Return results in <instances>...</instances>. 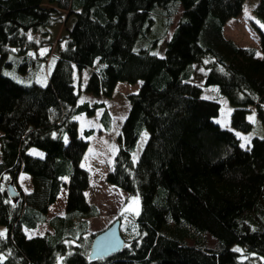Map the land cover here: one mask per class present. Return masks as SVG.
Here are the masks:
<instances>
[{"label":"trees","instance_id":"obj_1","mask_svg":"<svg viewBox=\"0 0 264 264\" xmlns=\"http://www.w3.org/2000/svg\"><path fill=\"white\" fill-rule=\"evenodd\" d=\"M43 2L0 0V67L17 63L21 72L47 60L37 46L63 21L60 10L73 15L45 84L21 83L0 69V181L7 175L16 182L20 171L31 178V189L16 196L0 182V264H264V137L241 146L233 130L213 120L220 103L191 80L194 64L209 57L204 85H217L233 106L232 126L249 130V110L264 123V29L259 53L224 33L243 0ZM255 12L264 23V0ZM175 15L162 55L135 50L154 17L168 25ZM97 59L86 90L110 95L118 80L140 81L127 94L119 146L105 175L138 195L140 208L124 247L90 259L97 231H90L89 217L98 207L84 193L89 173L81 158L88 141L75 114H92L103 102L79 101L74 77ZM63 187L64 212L47 217ZM42 222L50 230L26 233Z\"/></svg>","mask_w":264,"mask_h":264},{"label":"rangeland","instance_id":"obj_2","mask_svg":"<svg viewBox=\"0 0 264 264\" xmlns=\"http://www.w3.org/2000/svg\"><path fill=\"white\" fill-rule=\"evenodd\" d=\"M258 0H243L242 11L237 16H231L224 24V33L227 37L233 39L236 43L242 46H253L260 52L259 47V28L264 29L263 21L255 12V5ZM49 5L47 0L43 2ZM60 15L63 21L49 27L46 40L40 39V44L37 46L39 54H44L47 60H42L32 66L30 71L21 72L18 69L17 63L9 65L1 64V71L21 83H31L36 81L40 84L47 82V73L50 71L54 55L58 54L62 37L66 33V29L72 25L73 15L65 10H60ZM178 16L172 17L171 23L166 25L161 17L156 16L152 21L150 28L145 35L140 36L134 44L135 50L144 47L147 50L162 55L165 49V38L169 37L176 24ZM30 37L38 39L39 37L34 31H28ZM165 35V36H164ZM52 56V57H50ZM50 59V60H49ZM209 57L194 64V76L191 80L202 87L201 94L206 97L213 98L220 103L219 112L213 117V120L222 127L230 128L239 138V143L243 147H247L251 143L253 136L264 137V123L257 116L254 110L247 112V118L251 121L252 126L249 130L243 131L237 129L231 124V111L233 106L228 99L219 90L217 85H204V74L206 71V63ZM101 62L97 59L93 66L88 65L80 71L75 70L74 83L78 91L79 101L89 100L102 101L103 104L96 107L94 113L87 114L81 111L75 114L78 122L79 135L87 139L88 145L81 158V165L89 173V183L84 190L87 200L94 203L98 207L97 215L89 217L90 231H98L106 227L113 219L120 218V229L124 238L130 235L126 228L131 225L132 216L139 211L140 199L136 194H129L126 190L106 181L105 175L112 167L114 154L119 146V135L121 123L128 110L129 92L137 91L140 86V81L129 82L118 80L110 93V95L94 94L85 89V83L91 71ZM147 137V130H142L136 145L134 154L138 155L142 149ZM30 151L33 153H42L41 149L32 147ZM1 182V187L7 188L11 181L4 175ZM16 190L24 192L31 189V178L26 172L20 171L16 182H13ZM65 187L61 188L56 200L49 204L47 217L56 213H63L65 208ZM46 230H50L47 222L39 223L35 228L26 229L28 235L42 234ZM5 232V227L0 224V233ZM3 258L0 255V259Z\"/></svg>","mask_w":264,"mask_h":264},{"label":"water","instance_id":"obj_3","mask_svg":"<svg viewBox=\"0 0 264 264\" xmlns=\"http://www.w3.org/2000/svg\"><path fill=\"white\" fill-rule=\"evenodd\" d=\"M10 195L16 196L17 190L14 188L13 182L7 185ZM121 219H113L106 227L98 230L92 238L88 257L90 259L105 257L122 249L125 245V238L120 229Z\"/></svg>","mask_w":264,"mask_h":264},{"label":"snow or ice","instance_id":"obj_4","mask_svg":"<svg viewBox=\"0 0 264 264\" xmlns=\"http://www.w3.org/2000/svg\"><path fill=\"white\" fill-rule=\"evenodd\" d=\"M261 27H264V25H261ZM35 155H42L41 153H34ZM0 235H3V233H0Z\"/></svg>","mask_w":264,"mask_h":264}]
</instances>
